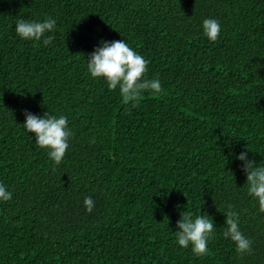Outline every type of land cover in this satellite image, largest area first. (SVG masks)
Returning a JSON list of instances; mask_svg holds the SVG:
<instances>
[{"label":"trees","instance_id":"1","mask_svg":"<svg viewBox=\"0 0 264 264\" xmlns=\"http://www.w3.org/2000/svg\"><path fill=\"white\" fill-rule=\"evenodd\" d=\"M20 18L55 19L52 43L19 37ZM206 18L221 25L214 42ZM114 40L149 62L161 93L133 107L91 76L88 55ZM25 110L67 117L59 165ZM242 151L264 166V0H0V184L12 193L0 264H264ZM229 204L250 255L223 236ZM184 211L213 219L209 254L176 241Z\"/></svg>","mask_w":264,"mask_h":264},{"label":"clouds","instance_id":"2","mask_svg":"<svg viewBox=\"0 0 264 264\" xmlns=\"http://www.w3.org/2000/svg\"><path fill=\"white\" fill-rule=\"evenodd\" d=\"M56 28V20L46 18L41 21H29L23 18L17 20L15 31L19 37L25 40L41 41L44 46L52 43L54 37H45L46 32ZM204 35L210 41H216L220 35L221 25L214 18H206L202 22ZM102 46L96 47L87 57V70L93 78H105L109 90L119 87L120 95L124 104L131 103L138 106L142 94L149 91L156 95L162 92L161 82L158 78L147 79L148 61L125 40L102 41ZM39 46V45H38ZM26 117L24 127L29 133H35V143L44 149H48L49 158L59 165L69 147V138L72 132L68 129V119L64 115L59 117L44 113L43 117L32 114L25 110ZM248 151H250L248 149ZM248 151H242L237 159L242 161V171L246 173L248 193L258 201L259 211L264 213V166H257L256 162L248 158ZM12 193L0 184V201H9ZM84 206L91 213L95 202L91 197L84 198ZM225 213L226 230L225 238H230L240 255L252 254V241L240 230V216L233 205H228ZM176 241L182 248H188L191 244L192 252L197 256L209 254L208 242L215 236L213 219L205 215H195L184 211L176 225Z\"/></svg>","mask_w":264,"mask_h":264}]
</instances>
